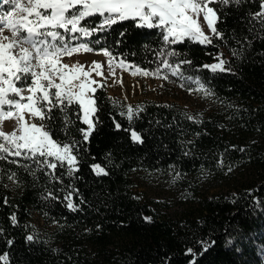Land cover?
<instances>
[{
  "label": "trees",
  "instance_id": "1",
  "mask_svg": "<svg viewBox=\"0 0 264 264\" xmlns=\"http://www.w3.org/2000/svg\"><path fill=\"white\" fill-rule=\"evenodd\" d=\"M259 4L247 0L220 12L217 27L224 40L202 45L186 39L173 46L180 59L192 62L181 66L185 76L199 77L210 91V113L188 119L177 104L128 105L97 88L99 122L87 142L79 132L86 126L72 110L68 136L61 131L62 114L55 113L54 139L82 141L73 177L58 168L60 183L45 171L33 176L31 169L0 160V226L5 230L0 254L9 253L10 264H189L192 257L185 251L192 247L200 253L199 239L215 244L196 264H264V30L249 16ZM82 41L150 72L157 68L155 51L162 43L159 29L138 28L131 21ZM232 49L241 55L234 57ZM220 53L231 71L203 67L218 62ZM165 75L181 89H199L161 68L160 76ZM129 106L141 109L131 124L120 114ZM130 128L143 143L133 142ZM93 164L108 175H97ZM12 172L16 177L10 180ZM140 178L168 183L169 201L140 192ZM73 189L78 190L71 197L77 211L69 210L64 199ZM12 214L16 226L9 220ZM30 234L33 242L26 241ZM230 238L234 243L228 244Z\"/></svg>",
  "mask_w": 264,
  "mask_h": 264
},
{
  "label": "snow or ice",
  "instance_id": "2",
  "mask_svg": "<svg viewBox=\"0 0 264 264\" xmlns=\"http://www.w3.org/2000/svg\"><path fill=\"white\" fill-rule=\"evenodd\" d=\"M247 0H0V160L16 164L25 170L31 169L35 176L37 171H45L55 181H63L56 175L57 169H65L69 177L79 171L78 155L82 141L87 142L99 122L96 113L99 106L95 97L96 88H103V83L91 79V72L102 76L100 62L93 61L92 67L84 71L79 62L66 63L64 58H71L81 52H93L82 38L111 29L114 25L131 21L135 27L159 29L161 46L155 51L158 59L153 72L137 69L142 75L159 76L161 68L167 69L179 80L199 84L204 94L210 91L200 83L199 77L185 76L182 65H191L188 59H180L181 54L174 45L191 39L202 45L213 44L214 39L224 40V33L217 27L220 12L232 5L241 6ZM7 5V10L3 6ZM219 5V7H214ZM252 20L264 30V0H260L259 11L249 13ZM98 21V22H97ZM205 25L207 31H205ZM255 25L249 29L252 32ZM257 30V31H259ZM7 33V34H6ZM264 38V37H262ZM247 39V38H245ZM73 41L78 43L73 44ZM98 43V41H97ZM237 43H241L239 40ZM250 43V42H249ZM243 47V45H241ZM232 55L241 53L232 49ZM101 53L108 57L111 71L112 62L116 59L107 49ZM220 53L218 63L204 65L212 72L231 71L225 68L228 61ZM124 67V62H119ZM135 74V73H134ZM162 78L168 79L165 75ZM106 79V78H105ZM92 85H96L93 87ZM184 87V84H180ZM192 91V89H188ZM86 127L80 128L82 141L54 139V127L58 111L62 114L61 131L68 136V129L74 123L69 112ZM141 111L131 106L121 115H126L130 124ZM188 119H195L188 116ZM13 121L11 132L3 130L4 121ZM117 129L120 124H116ZM133 142L143 143L141 135L129 129ZM240 151H245L241 148ZM188 155V153H185ZM20 159L8 160V157ZM30 161L31 163H22ZM31 165H35L34 169ZM222 166V161H221ZM97 175H108L99 164L92 165ZM231 171V168H229ZM12 172L9 179H14ZM73 189L64 197L67 207L77 211L71 197ZM51 195V193H49ZM47 198V197H46ZM55 198V197H53ZM5 203L7 200L5 199ZM83 203V201H81ZM151 222V217H144ZM13 226L18 224L15 214L9 217ZM5 230L0 226V237ZM36 237L27 235L26 241L33 242ZM234 243L230 238L228 244ZM8 246L13 244L7 240ZM196 244L201 248L197 253L188 247L185 255L192 259L189 264H196L199 255L215 244L214 240L199 239ZM0 264H10L9 253L0 254Z\"/></svg>",
  "mask_w": 264,
  "mask_h": 264
},
{
  "label": "rangeland",
  "instance_id": "3",
  "mask_svg": "<svg viewBox=\"0 0 264 264\" xmlns=\"http://www.w3.org/2000/svg\"><path fill=\"white\" fill-rule=\"evenodd\" d=\"M7 8V5L3 6V10H7ZM205 31H207L206 25ZM93 61L100 62L101 68L99 71L103 75L98 76L96 75V71H92L90 78L96 80L98 84L103 83L110 97L128 105H135L144 101L177 104L192 117L206 115L213 109V101L202 90L190 92L177 87L172 82L163 79L160 75H142L137 71V69L141 68L124 61V67H120L119 62L122 61L120 59H115L112 62V69L110 71L108 57L104 56L101 51L81 52L74 54L71 58H64V62L66 63L79 62L84 65V71H88L92 67ZM92 86L96 87V85ZM13 127V121H4L3 130L5 132H11ZM139 184L141 185L139 191L144 192L151 200H168L169 196H171L168 183H163L156 179L148 181L140 178Z\"/></svg>",
  "mask_w": 264,
  "mask_h": 264
}]
</instances>
